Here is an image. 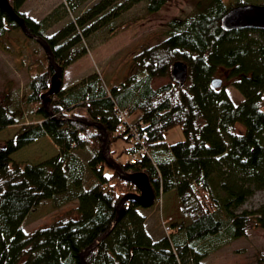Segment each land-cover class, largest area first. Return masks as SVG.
<instances>
[{
    "label": "trees",
    "instance_id": "16d2710c",
    "mask_svg": "<svg viewBox=\"0 0 264 264\" xmlns=\"http://www.w3.org/2000/svg\"><path fill=\"white\" fill-rule=\"evenodd\" d=\"M8 1L28 30L47 41L64 71L86 54L83 39L141 1L147 13H155L168 0H99L79 15L74 13L88 0H68L39 21L19 12L26 0ZM246 3L198 0L192 13L168 22L165 38L134 54V72L123 81L104 87L97 77L68 92L61 84L50 98L53 115L41 100L53 74L43 53L42 70L23 90L0 99V132L17 126L29 110L40 116L0 143V264H82L81 253L110 228L122 196L139 192L106 164L99 129L75 117L101 123L110 156L128 173H146L155 201L163 193L177 199L183 218L167 216L169 233L153 240L139 212L150 207L127 200L123 215L88 253L86 264H203L207 255L243 237L248 228L264 231V201L254 209L241 208L255 191H264V29L224 31L220 26L228 10ZM59 8L62 14L57 17ZM69 13L74 20L46 35L53 22ZM13 30L30 39L0 8V48H9L8 34ZM176 63L187 68L183 84L171 77ZM220 68L227 70L242 101L235 102L223 83L212 86ZM163 77L169 81L153 87V81ZM77 106L87 114L77 112ZM117 108L137 113L143 124L138 130L146 153L135 163L130 156L140 145L128 131L118 132ZM174 127L180 128L183 138L169 144L165 133ZM46 136L57 147L54 155L35 164L11 162L12 154ZM117 139L132 143L124 148L129 154L125 162L110 148ZM85 147L89 159L83 164L76 151ZM75 200L76 217L31 231L22 228L39 205L58 209ZM259 263L261 257L255 262Z\"/></svg>",
    "mask_w": 264,
    "mask_h": 264
},
{
    "label": "rangeland",
    "instance_id": "374dc122",
    "mask_svg": "<svg viewBox=\"0 0 264 264\" xmlns=\"http://www.w3.org/2000/svg\"><path fill=\"white\" fill-rule=\"evenodd\" d=\"M99 0H88L74 15H79L81 11L89 9ZM198 0H168L160 10L155 13H147L145 2L141 1L123 12L112 23L102 27L97 32L91 34L87 39H83L86 54L80 59L67 66L63 71L62 85L63 91L68 92L75 89L82 82L99 77L102 85L110 86L123 81L128 75L133 73L132 57L143 45H152L166 37L168 22L172 19H180L192 13ZM232 2L235 0H226ZM249 3L259 4L264 0H246ZM68 3V0H26L19 8V12L33 18L36 21L44 19L60 4ZM62 9L59 8L55 16L60 17ZM69 13L68 16L53 22L45 31L46 35H52L62 28L69 20H74L75 16ZM7 49L0 48V99L10 91L23 90L29 78L38 74L42 68L43 49L30 39L25 38L19 31L8 34ZM227 70L220 68L214 77L220 78L226 86V90L235 102L243 100L240 92L231 85V79L226 77ZM169 81L168 77L158 78L153 81V87H158ZM84 84V83H83ZM264 96V94H263ZM34 109V108H33ZM76 111L87 114L82 106H77ZM40 116L34 110H29L26 118L21 120L15 127H10L0 132V143L12 135L20 125L39 121ZM237 130H242L240 125ZM179 138L183 134L179 127ZM176 139H174L175 141ZM173 141V142H174ZM131 142L124 139H117L110 145L112 151L118 155L120 162H125L129 154L124 152V148H130ZM57 152V147L49 137L36 140L32 144L20 149L12 154V163L19 165L27 163H38L51 157ZM76 154L83 164L89 159L87 147L78 149ZM109 172L108 170H106ZM88 176V174H87ZM86 182L89 183L88 178ZM168 205L165 198L160 197L153 207L140 209L139 212L145 217V229L153 240L165 235L161 225V217L170 216L174 220H182L179 214V205L176 200L169 197ZM264 201V191L257 190L247 199L241 208L254 209ZM77 201H71L66 205L52 209L48 204L39 205L24 220L22 228L31 231L36 228L45 227L52 222L67 217H76L75 207ZM161 213L163 216H161ZM261 257V264H264V231L252 226L248 228L243 237L223 245L213 253L207 255L203 264H255L257 258ZM260 264V263H259Z\"/></svg>",
    "mask_w": 264,
    "mask_h": 264
},
{
    "label": "water",
    "instance_id": "95a60500",
    "mask_svg": "<svg viewBox=\"0 0 264 264\" xmlns=\"http://www.w3.org/2000/svg\"><path fill=\"white\" fill-rule=\"evenodd\" d=\"M0 8L3 9L10 17L18 24L22 32L30 39L35 40L43 49L49 65L53 69V74L50 79V86L48 90L41 95V100L46 112L49 115H53L50 109V98L56 92L59 91L62 84L63 70L55 62L53 53L47 43V41L36 34L31 33L26 24L24 18L14 11L13 7L8 0H0ZM220 26L224 31H231L235 29H264V4L246 3L232 7L228 10L220 19ZM171 77L173 81L183 84L187 76V68L182 63H176L171 67ZM222 83L220 78H214L211 81L213 87H219ZM74 119L93 125L97 127L102 136V153L106 164L115 170L119 177L125 181L132 183L137 189L138 193H127L122 196L116 207V216L110 226V228L97 240L87 246L81 253L82 264H86L85 258L90 251H92L97 244L110 232L113 225L124 213V202L127 200L136 201L142 208L151 207L155 201V194L150 180L146 173L135 172L128 173L124 171L121 165L114 160L109 153L108 135L101 123L93 122L85 117H75Z\"/></svg>",
    "mask_w": 264,
    "mask_h": 264
},
{
    "label": "built area",
    "instance_id": "2783aa9c",
    "mask_svg": "<svg viewBox=\"0 0 264 264\" xmlns=\"http://www.w3.org/2000/svg\"><path fill=\"white\" fill-rule=\"evenodd\" d=\"M116 115H117V119L120 122L117 130L118 132H124V131H128V135H130L133 139V141L137 144H139V148H138V152L136 154H133L132 156H130V162L131 163H135V161L138 159V157L140 155H142L143 153H146V147L144 145H141L142 138L140 135V132L138 130L139 127H142V121L141 120H137V118L133 117L132 113L130 111H128L127 109H116ZM161 216L162 213H161ZM162 221H161V225L164 228L165 234H168L170 231V226H169V222H170V217H166L163 218L161 217Z\"/></svg>",
    "mask_w": 264,
    "mask_h": 264
},
{
    "label": "crops",
    "instance_id": "0c3cea01",
    "mask_svg": "<svg viewBox=\"0 0 264 264\" xmlns=\"http://www.w3.org/2000/svg\"><path fill=\"white\" fill-rule=\"evenodd\" d=\"M79 59H80V58H79ZM83 83H85V82H82V84L77 85V86L75 87V89L78 88L79 86L83 85ZM134 115H137V113H134L133 116H134ZM179 137H180V135H179V131H178L177 129H170V130H168V131L165 133V140H166V142L169 143V144L181 140V138H179ZM174 139H176V140L174 141ZM173 141H174V142H173ZM161 197H164V198H165V203H166V205H168V202H169V199H170L169 197H171V195H170L169 193H163ZM171 198H172V197H171ZM176 203H178V202H177V199H176Z\"/></svg>",
    "mask_w": 264,
    "mask_h": 264
}]
</instances>
